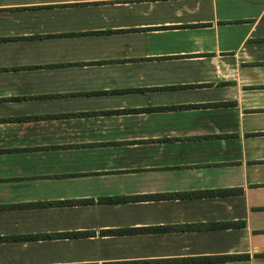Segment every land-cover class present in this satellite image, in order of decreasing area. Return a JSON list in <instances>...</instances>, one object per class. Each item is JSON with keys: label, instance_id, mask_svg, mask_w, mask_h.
<instances>
[{"label": "crops", "instance_id": "0c3cea01", "mask_svg": "<svg viewBox=\"0 0 264 264\" xmlns=\"http://www.w3.org/2000/svg\"><path fill=\"white\" fill-rule=\"evenodd\" d=\"M0 264H264V0H0Z\"/></svg>", "mask_w": 264, "mask_h": 264}]
</instances>
